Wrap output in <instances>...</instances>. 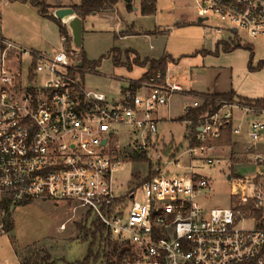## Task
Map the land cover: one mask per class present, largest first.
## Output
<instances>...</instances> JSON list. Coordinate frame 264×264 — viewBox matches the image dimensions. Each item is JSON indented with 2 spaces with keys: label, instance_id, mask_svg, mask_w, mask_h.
<instances>
[{
  "label": "built area",
  "instance_id": "built-area-1",
  "mask_svg": "<svg viewBox=\"0 0 264 264\" xmlns=\"http://www.w3.org/2000/svg\"><path fill=\"white\" fill-rule=\"evenodd\" d=\"M193 8L203 23L216 17L219 25L209 26L214 35L243 40V32L264 40V0H194ZM66 40L61 35V48L47 53L0 34V194L15 204L63 201L73 205L74 217L79 209L84 218L93 215L116 245L115 264H264V228L254 215L264 217V155L251 158L254 174L228 175L233 205L204 204L213 189L206 171L222 161L214 154L222 147L217 141L227 126L233 138L247 121L256 148L264 137V106L216 99V111L181 121L186 147L168 151L157 145L159 125L171 120L172 97H194L182 116L210 99L178 81L179 62L127 79L118 97L108 98L84 87V69ZM120 135H130L133 153L122 151ZM136 155L146 157L154 174L118 191L115 173ZM65 229L62 223L59 230Z\"/></svg>",
  "mask_w": 264,
  "mask_h": 264
},
{
  "label": "rangeland",
  "instance_id": "rangeland-1",
  "mask_svg": "<svg viewBox=\"0 0 264 264\" xmlns=\"http://www.w3.org/2000/svg\"><path fill=\"white\" fill-rule=\"evenodd\" d=\"M54 1L48 0L49 3ZM140 3L141 0H133L132 10H129L123 1H119L116 12L109 13L113 20L103 14H90L85 18L82 48H76L72 42L70 49L75 52L72 54L73 59L81 61L80 54L83 53L87 61L95 66L94 71H83L82 83L86 89L102 92L108 98H117L128 85L127 79L137 77L144 71L143 67L134 66L129 71L125 66L114 64L115 50H119L122 63L126 62L124 52L131 50L145 57L165 53L170 56L167 62L171 58L174 63L179 60L178 81L184 88L195 91L191 93L195 96H213L233 89V100L236 102H251L264 97V68L249 70L250 62L256 68L260 61H264L263 39L253 40L243 32L239 34V38L246 39L242 42L253 48L254 57L251 61L250 52L245 48L225 52L222 45L217 47L218 41H228L230 35L227 32L213 34L209 26L219 25L215 16L205 23L198 22L193 8L194 0H156L154 14H143ZM134 7H138V10H134ZM0 28L5 39L28 49L52 53L62 46L57 24L42 17L29 3L0 0ZM131 30L138 35L118 37L127 35ZM130 58L133 59L134 55L130 54ZM27 69V63L23 61L25 76H28ZM193 99V96L183 94L172 97L174 111L170 109V121H163L159 125L158 137L162 142L157 147H186V126L177 119L182 116V105L191 104ZM197 99L202 101L201 98ZM247 125V122L243 124L241 136L233 138L236 142L252 145ZM119 141L123 152L133 153L130 135H120ZM255 145L256 148L249 150L250 155L245 154L244 149L239 153L233 145L231 150L219 149L214 153L220 155L222 161L211 173L206 171L213 180L212 192L204 202L208 208L233 205L231 183L227 177L229 174L250 176L255 173L256 167L250 160L256 153L264 155V137ZM151 167L147 160H123L115 173L118 191L122 187H133L140 179L149 177ZM6 197L4 193L0 194V201ZM9 210L8 216L0 206V249L4 248L3 237H7L21 264L40 261L45 252L53 258L54 264H78L85 257L87 243L83 241V233L78 228V224L85 221L82 209L77 210L74 217L73 205L70 203L32 201L25 205L13 203ZM89 217L90 220L95 219L93 215ZM9 223L13 229L7 231ZM62 223H66V229L60 231ZM244 226L251 227L252 223L247 222ZM112 244L115 245L114 242ZM101 261L97 264H103ZM0 264H4L2 256Z\"/></svg>",
  "mask_w": 264,
  "mask_h": 264
},
{
  "label": "trees",
  "instance_id": "trees-1",
  "mask_svg": "<svg viewBox=\"0 0 264 264\" xmlns=\"http://www.w3.org/2000/svg\"><path fill=\"white\" fill-rule=\"evenodd\" d=\"M10 1H21V2H28L31 6L36 8L37 12L44 18L55 22L59 28L60 35L67 36V45L72 47V38L68 35L66 27L62 24L61 20L54 17L52 14V7L47 5L45 0H10ZM119 1H123L126 4V7L129 10H132V3L133 0H81L80 4L73 5L72 8L74 9L75 13L85 20V18L94 13V12H104L107 10L114 9L115 6ZM140 10L143 14H154L156 11V0H141L140 3ZM222 45V48L225 52H230L238 48H245L250 52V60L252 61L254 57V51L251 45L244 44L240 39H233L229 41H218L217 47ZM128 51V53H127ZM126 53V54H125ZM75 54V52H74ZM130 54L134 55V58H130ZM126 56V62L122 63L120 59L119 50H115L113 61L116 66H125L130 71L134 65L139 66H147L149 65L148 71L142 76V79L147 78L148 76L156 73L158 70L164 71L168 65L167 59L170 58L169 55L165 54L162 58L158 60L152 59H145L144 61H140V58L136 52L131 50H126L124 52ZM80 59L82 62V68L87 71H94V64H91L87 61L85 55L82 53L80 54ZM172 61L174 59L171 58ZM175 62V61H174ZM178 62V61H176ZM250 62L249 70H261L264 68V61H260L256 68L251 65ZM216 96V97H215ZM235 96V92L233 89L226 93H220L213 96H209L210 99H206L203 105L200 108H197L191 113L180 117L177 121H183L189 118H196L205 112H214L216 111L218 104L216 103V98H224L227 100H233ZM256 104L259 106H264V97L255 99ZM250 103V102H249ZM217 144L220 146H231L232 145V136H231V127L227 126L223 132L222 138L217 141ZM169 148V149H168ZM167 150H170V146ZM130 160H139V161H146V157L144 155H136L130 158ZM154 173H150V176ZM29 202H21L18 203L19 205H25ZM12 201L10 198H3L0 201V206L4 209V213L6 215H10V207L12 206ZM252 206L251 204H246L243 208L250 209ZM255 217L257 220L260 221L259 227L264 228V217L261 212L255 211ZM78 228L83 233V241L87 243V253L85 257L78 261V264H97V262L102 259L103 264H115L113 261V257L116 256L117 249L116 245L112 244V239L110 233L106 226L99 220L94 219L90 220V217H86L84 223L78 224ZM7 231L13 229L12 224L7 225ZM53 258L51 259L48 252H45L44 258L40 261H28L22 264H54ZM240 264H255L254 261H248Z\"/></svg>",
  "mask_w": 264,
  "mask_h": 264
},
{
  "label": "crops",
  "instance_id": "crops-1",
  "mask_svg": "<svg viewBox=\"0 0 264 264\" xmlns=\"http://www.w3.org/2000/svg\"><path fill=\"white\" fill-rule=\"evenodd\" d=\"M11 2V1H10ZM17 2H21V1H17ZM46 4L51 6L53 9L55 8H58V7H72L73 5H77V4H80L81 0L79 2H76L75 0H55L54 2H48V0H45ZM22 3H28V2H22ZM133 4V3H132ZM126 5V4H125ZM33 7V6H32ZM134 10H138V7H134ZM116 12V6L114 9H111V10H107V11H104V12H94L92 14L94 15H99V14H103L104 17L106 18H109L111 20H113V16L109 13H115ZM84 22V21H83ZM1 29V28H0ZM127 33V31L125 32ZM130 33V34H128ZM127 33V35H123V36H118L120 38H125V37H128V36H132V35H138V34H134L135 32L133 30H131V32L129 31ZM133 33V34H132ZM1 34V32H0ZM135 51V50H134ZM139 58H140V61H144L145 59H152V60H158L159 58L163 57L165 55V53H161L160 55H157V56H142L138 51H135ZM179 61V60H178ZM134 66H137V67H143L144 68V71L143 72H140L141 74L137 77H134L130 80H138L140 78H142V76L146 73V69H147V66H139V65H134ZM133 66V67H134ZM180 62H179V67H180ZM133 67L130 71L133 70ZM231 90V89H230ZM223 93H226V92H223ZM237 94V93H236ZM238 95V94H237ZM239 96V95H238ZM242 97V96H241ZM247 98V97H245ZM184 106L186 105H182V114H183V108ZM170 109L172 111H174V107H170ZM181 114V115H182ZM169 116H170V110H169ZM181 117V116H180ZM179 117V118H180ZM247 121L244 122V124L246 123ZM248 129V128H247ZM240 135V134H238ZM237 136V135H235ZM241 136V135H240ZM234 137V136H233ZM232 145L234 146V148L238 149L239 150V153H240V150L241 149H244V153L247 154V155H250V151L249 150H252L254 149L253 147H251V145H246L244 143H241L240 141L236 142L234 140V138H232ZM230 149L231 150V146H222L221 149ZM236 163V162H235ZM7 236V235H6ZM4 238V248L3 250L0 249V256L3 257V261H4V264H21L20 261H19V258L15 252V250L13 249L12 245H11V242L9 241V239L7 237H3Z\"/></svg>",
  "mask_w": 264,
  "mask_h": 264
},
{
  "label": "water",
  "instance_id": "water-1",
  "mask_svg": "<svg viewBox=\"0 0 264 264\" xmlns=\"http://www.w3.org/2000/svg\"><path fill=\"white\" fill-rule=\"evenodd\" d=\"M52 14L55 18L61 20L69 29L70 35L72 38L73 45L81 49L83 45V19L80 18L74 11L72 7H58L52 10ZM202 19L198 18V22H201ZM82 65V62L79 61V66ZM230 179V176H228Z\"/></svg>",
  "mask_w": 264,
  "mask_h": 264
}]
</instances>
